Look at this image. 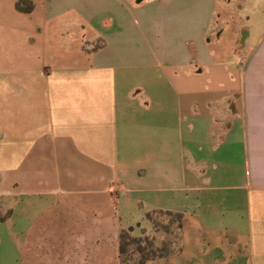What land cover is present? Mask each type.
<instances>
[{"label":"crops","instance_id":"obj_1","mask_svg":"<svg viewBox=\"0 0 264 264\" xmlns=\"http://www.w3.org/2000/svg\"><path fill=\"white\" fill-rule=\"evenodd\" d=\"M0 0V264H264V0Z\"/></svg>","mask_w":264,"mask_h":264},{"label":"trees","instance_id":"obj_2","mask_svg":"<svg viewBox=\"0 0 264 264\" xmlns=\"http://www.w3.org/2000/svg\"><path fill=\"white\" fill-rule=\"evenodd\" d=\"M16 8L20 11H27L31 9V5L29 2L24 0H19L16 3ZM154 213H161L168 216H175L178 227L181 225V216L179 214H172L170 212H154ZM153 213V214H154ZM152 214V215H153ZM152 215L148 214V218L153 221ZM154 224V223H153ZM131 229L122 230L119 235V259L120 264H128L131 260H133V256L137 255L136 263L137 264H144L147 260H151L158 257H163L169 255L175 251H178L176 247L174 250H170L164 253H160L159 255H146L145 248L141 245L142 243L149 242V239H153V236H144V237H134L130 234ZM151 237V238H149ZM150 243V242H149Z\"/></svg>","mask_w":264,"mask_h":264},{"label":"rangeland","instance_id":"obj_3","mask_svg":"<svg viewBox=\"0 0 264 264\" xmlns=\"http://www.w3.org/2000/svg\"><path fill=\"white\" fill-rule=\"evenodd\" d=\"M154 228L161 232L157 238L149 239V242H143L142 247L145 248L146 255H159L160 253H164L170 250H174L176 248V239H177V220L175 216H168L161 213H154L152 215ZM151 238V237H149ZM133 260H131L128 264H137L136 259L137 255L133 256Z\"/></svg>","mask_w":264,"mask_h":264}]
</instances>
